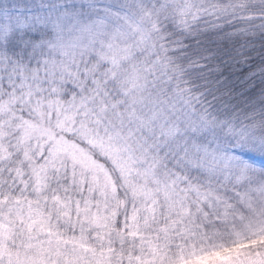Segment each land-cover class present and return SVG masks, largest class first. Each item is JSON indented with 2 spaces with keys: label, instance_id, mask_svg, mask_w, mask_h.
I'll use <instances>...</instances> for the list:
<instances>
[{
  "label": "snow or ice",
  "instance_id": "obj_1",
  "mask_svg": "<svg viewBox=\"0 0 264 264\" xmlns=\"http://www.w3.org/2000/svg\"><path fill=\"white\" fill-rule=\"evenodd\" d=\"M0 264H264V0H0Z\"/></svg>",
  "mask_w": 264,
  "mask_h": 264
},
{
  "label": "trees",
  "instance_id": "obj_2",
  "mask_svg": "<svg viewBox=\"0 0 264 264\" xmlns=\"http://www.w3.org/2000/svg\"><path fill=\"white\" fill-rule=\"evenodd\" d=\"M228 47L230 48L231 46L229 45ZM255 47L256 51L251 52L250 57L256 65H259L261 59L259 43H257ZM224 59L227 60L228 57L225 56ZM216 63H219V61ZM247 69L248 65L245 64H232L228 68L220 64V70L223 72V77L221 78L223 84L220 86L217 95L221 96L222 101L240 104L242 106L244 100L258 98L259 81L247 79L249 74Z\"/></svg>",
  "mask_w": 264,
  "mask_h": 264
}]
</instances>
